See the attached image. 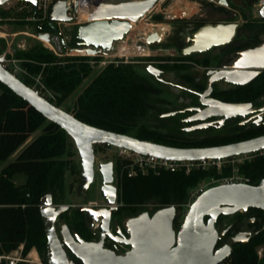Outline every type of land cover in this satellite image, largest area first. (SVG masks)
<instances>
[{"label":"water","instance_id":"obj_1","mask_svg":"<svg viewBox=\"0 0 264 264\" xmlns=\"http://www.w3.org/2000/svg\"><path fill=\"white\" fill-rule=\"evenodd\" d=\"M10 0H0V6ZM37 11V0H23ZM53 0L45 13L47 28L40 27L35 37L43 42L51 43L58 51H65V44L59 24L69 23L76 18L79 5L85 4L88 11V22L77 26L73 39L83 47L81 53L87 56L101 51L112 50V41L121 40L129 33L132 23L138 22L161 0ZM222 7H228L227 0H209ZM73 10L74 16L69 12ZM264 19V6L258 11ZM240 26L235 23H205L190 36L184 39L187 45L180 50L181 55L202 53L211 47L228 44ZM55 35V36H52ZM61 41L59 43V40ZM150 45L163 40L162 34L154 28L146 38ZM261 43L255 48L241 51L229 64V70L218 71L213 78H224L226 81L244 85L264 71V35ZM61 44V45H60ZM62 46V49H61ZM72 51V50H69ZM0 58V84L4 85L16 96L27 102L48 122L57 125L72 139L80 160L78 183L75 188L77 197H82L94 182L95 170L100 175L99 195L109 207L104 211L94 210L90 206H81L77 210L86 213V221L100 219V229L109 233L108 216L118 209L117 192L114 185V165L112 162L95 164L94 147L123 148L141 155L155 156L170 161H198L203 159H225L255 153L264 149V135L248 141L202 148H177L144 141L132 136L122 135L87 125L62 108L56 107L20 79L13 76L2 65ZM209 86V83H208ZM220 115H242L249 107L243 104H225L213 102L209 104ZM70 209L68 205L55 206L50 194L44 195L39 202V213L46 237V264H73L67 259L62 248L64 244L81 264H220L230 258L232 248L247 243L250 221H244L242 232L226 239L224 245L217 249V243L223 238L227 229L216 228L219 216H232L257 209L264 212V179L258 185L235 184L218 185L204 190L191 204L182 223L177 226L181 215H177L176 206L159 208L150 217L147 212L135 218L125 220L123 230L126 239L122 243L129 247L124 254L116 255L104 250L100 244L76 243L64 223L58 226L59 216ZM177 226V228H175ZM117 230L119 231L118 226ZM104 235L102 234L101 237ZM62 243V244H61Z\"/></svg>","mask_w":264,"mask_h":264},{"label":"trees","instance_id":"obj_2","mask_svg":"<svg viewBox=\"0 0 264 264\" xmlns=\"http://www.w3.org/2000/svg\"><path fill=\"white\" fill-rule=\"evenodd\" d=\"M6 15L5 11H0V23ZM31 15L34 16V11ZM36 16L42 17L39 12ZM161 19L159 15L154 17L155 21ZM32 25L35 34H39L41 31L37 24L32 22ZM5 49L6 42L0 38V54ZM13 56L21 61V67L30 75H40L42 84L51 94V97L45 96L46 100L59 108L92 74L88 64L90 57H58L42 45L31 46L26 51L13 50ZM20 80L29 87L33 86L29 78ZM249 89L255 96L261 94L264 91V75L255 79ZM155 93L154 85L139 76L131 65L111 64L90 81L65 111L99 129L164 146L182 147L142 124L151 108L150 98ZM38 131L40 135L18 152ZM68 138L57 125L48 122L27 102L0 84V164L8 162L18 152L16 158L0 172V255H11L23 244V257L37 252L46 264V237L39 202L45 194H51L53 204L62 205L65 174L69 171L78 176L76 166L65 158L66 155L71 156ZM222 144L225 143L185 142V148ZM117 172V201L129 214L137 213L149 203L158 208L176 206L181 209L192 189L210 178L230 174V170L224 168L221 174L214 169L189 174L161 171L128 178L119 174V166ZM240 172L250 178L251 183L257 184L264 179V157L245 163ZM19 175L25 177L22 185L13 182ZM252 210L260 212L264 218L263 211ZM260 248H264V230L248 243L234 246L229 264H257V250Z\"/></svg>","mask_w":264,"mask_h":264},{"label":"flooded vegetation","instance_id":"obj_3","mask_svg":"<svg viewBox=\"0 0 264 264\" xmlns=\"http://www.w3.org/2000/svg\"><path fill=\"white\" fill-rule=\"evenodd\" d=\"M228 10L230 9L228 8ZM213 12L215 13V11H211L210 13ZM37 14L38 12L36 11L33 16L35 19H38L34 21V23L37 24L36 26L38 28H45L44 26H46L47 28L48 23L45 22L44 19L36 16ZM226 18L229 17L226 16ZM202 19H206V17ZM207 22L218 23L208 20L204 21L203 24ZM203 24L199 25L197 28ZM59 25L58 29L60 30ZM257 25H259L258 22L246 20L236 29L234 37L228 44L211 47L202 53H193L184 56L180 54L181 48L178 54H153V56H149L146 62L141 63L145 65L143 67L146 68V70L149 68L151 69L155 82L164 87L159 89L155 87L156 93L153 95L154 102H151V108L146 114L150 115L152 131L156 134L165 136L167 141L177 142L182 146L178 148H185V142L209 141L225 143L222 145H227L248 141L264 135V91L255 96L251 89H249L250 84L255 79L264 75V71L244 85L230 83L224 78L211 79L215 76L216 72L229 70L230 62L239 52L255 48L261 43L260 38L264 35V30H260ZM158 26H161V24ZM75 32L70 38L61 32L65 44V51L68 50V46H71L73 41L75 42L73 39ZM124 37L121 40H123ZM184 39L185 38H182L183 43ZM119 41L120 40L112 41V46ZM60 42L59 40V43ZM139 42L147 46L142 40ZM79 43L80 42L76 40L75 44L78 45ZM186 45L185 43V46ZM82 48L83 47L79 49L72 47L69 50L77 51ZM168 71H172L175 74L176 82H170L164 78V75L168 73ZM169 96L173 97V99L167 98ZM213 102L243 104L249 105V107L241 113L242 115H230L225 117L224 115L216 113V109L210 107L209 104ZM258 184L259 182L257 184L251 183L250 185ZM100 185L98 186V192ZM117 204L119 206L117 211L108 216L109 233L101 231L100 219L92 220V224H90L86 221V213L78 211V207L75 208L74 227H70L67 223H64L67 225L73 240L76 243L85 242L100 244L104 250L111 251L116 255H121L128 251L129 247L122 243V240L127 237L122 227L125 220L135 218L139 214L145 212L151 217L159 208L155 204L149 203L144 205L142 207L143 209H140L141 211L143 210L142 212L139 210L135 214H129L122 210L118 201ZM83 206H90L94 208V210L102 209L105 215V211L109 207L102 198L99 204L86 203ZM62 216L63 214L59 216L58 220H60ZM226 218L229 219L225 221ZM263 220L264 218L261 217V213L253 211L252 209L229 217L219 216L215 223L216 228L219 230L223 227L227 229V232L223 238L218 241L217 249L224 245L226 239L242 232L244 221L251 222L244 231L248 234L246 237L248 240L247 243L256 238L261 231L264 230ZM96 224L97 226H95ZM116 226H118L119 231ZM175 228H177V226H175ZM102 234L104 235L103 237H101ZM62 248L70 262L73 264H81L64 244H62Z\"/></svg>","mask_w":264,"mask_h":264},{"label":"rangeland","instance_id":"obj_4","mask_svg":"<svg viewBox=\"0 0 264 264\" xmlns=\"http://www.w3.org/2000/svg\"><path fill=\"white\" fill-rule=\"evenodd\" d=\"M229 3V9L218 7L214 4L204 3L203 0H162L156 4L153 10L147 12L138 22L132 23L131 30L124 37V43H116L114 55H123L122 59H110L113 63L117 62L115 66H120L123 64L131 65L135 72L147 79L150 83L156 88H164L160 84L156 83L154 77L152 76L151 69L146 70L141 63L146 62L149 56L153 54L160 55H175L178 54V51L181 48L185 47L182 38L190 36V34L196 30V28L204 21H216L222 23H235L239 22L243 24L247 21L258 22L259 29L264 30V19L258 17L254 9L247 7L245 5V0H227ZM203 2V3H202ZM201 5L198 7V5ZM165 9V11H164ZM0 11H5L7 15L3 18L0 23V32L4 34V37H0L5 40L6 44L10 46L12 50L26 51L29 47L34 45H42L44 48L50 50L53 54L59 56H74L80 57L83 53L80 51H69L70 48H80L73 41L71 46H68L67 51H58L55 49L53 44L43 42L35 37V29L32 25V15L31 7L28 3L17 2V0H10L9 2L0 6ZM80 11L87 14V18H83V14ZM163 11L164 15H160L162 19L160 21H155L153 14L155 12ZM215 11V13H210ZM210 13V14H209ZM70 16H74L73 10L69 12ZM76 18L69 23L60 24V30L69 38L76 31L77 27L84 25L88 22V11L85 4L79 5L78 14L75 15ZM228 16L229 18H226ZM206 19H202L205 18ZM1 21V19H0ZM159 26V32L163 36V40L156 42L147 46L140 44V40L144 41L146 35L149 34V28L153 29ZM156 25V26H155ZM146 29V30H145ZM148 32V33H147ZM138 35V36H137ZM126 47H129L130 54L123 53L122 50ZM142 48V49H140ZM133 50V51H132ZM140 50V51H139ZM132 51V52H131ZM147 52L143 55H137V52ZM163 52V53H162ZM175 53V54H174ZM91 58V57H90ZM101 60L102 58H91L90 60ZM108 66V65H107ZM106 66V67H107ZM151 66V65H149ZM105 67L96 66L92 69L91 76L76 90L71 98H69L66 104L62 107L63 110H66L70 107L74 100L78 97L80 93L88 86L90 81L98 75ZM164 78L170 82H176L175 74L172 71H168L164 75ZM165 95V94H164ZM173 96V95H172ZM173 99V97H167ZM151 102H154V96L150 98ZM150 115H146L142 120V124L148 128H151V119ZM40 131L32 135L24 146L18 151L20 152L25 146L32 142L36 137L40 135ZM68 144L70 147L71 156L66 155V159L71 161L76 169L80 170V160L78 152L74 145V142L71 138H68ZM95 150V164L112 162L114 165V185L117 186V159L115 156V149L107 148L104 145H98L94 147ZM18 152L13 155L8 162L13 161ZM0 164V172L2 168L8 163ZM78 176L72 175L69 171L65 174V195L64 202L62 205L70 206L68 212L63 214L60 220H57V224L67 223L68 226L74 227L75 224V208L83 206L86 203H101V198L98 192V186L101 184V178L95 170V178L93 184L90 186L88 191L82 197H77L75 194V188L78 183ZM14 184L22 185L25 182V177L22 175L16 176L13 179ZM203 188L206 190L210 187L206 186L205 183H201L197 188ZM46 195V194H45ZM59 206V205H55ZM143 209V208H142ZM177 215L181 214V209L177 208ZM141 211V210H140ZM143 211V210H142ZM141 211V212H142ZM229 217V216H226ZM224 219V218H223ZM229 219L226 218L225 221ZM183 218L180 216L178 221L175 220L177 226L182 223ZM67 226V225H66ZM264 249V248H263ZM29 258L37 263H43V258L37 252H31Z\"/></svg>","mask_w":264,"mask_h":264},{"label":"built area","instance_id":"obj_5","mask_svg":"<svg viewBox=\"0 0 264 264\" xmlns=\"http://www.w3.org/2000/svg\"><path fill=\"white\" fill-rule=\"evenodd\" d=\"M21 1L23 0H17V2H21ZM52 1L53 0H37V12H39V14L42 15L41 17L42 19H45L46 10ZM203 2L214 4L218 7H222L218 5L216 2H211L209 0H203ZM73 4H74V0H69L67 3V5H73ZM245 5H247V7L254 9L258 15L259 9L264 6V0H245ZM199 6L201 5L199 4L198 7ZM30 7L31 10H33L31 5ZM154 7L151 10H153ZM223 8L228 9L229 6ZM159 14L164 15L163 11L160 12L157 11L153 14V17ZM37 20L38 19H35L32 16L33 22ZM148 35H146L145 38ZM117 43H124V40H120ZM115 46L116 44L113 45L112 50L110 51L101 52L99 54L92 56H87L85 53H83L81 56L91 57V58H102L101 60L92 59L88 62V64L92 69L96 66L106 67L107 65H111V64L117 65L115 64L117 62L113 63L110 59H122L124 56L113 54L115 51ZM57 56L63 57L64 55L62 56L57 55ZM0 58L3 59V63H2L3 67L7 69L13 76L17 77L18 79L29 78L30 80L33 81V86L31 88L36 90L40 94V96H42L43 98H45V96L51 97V94L45 89L44 85L42 84L40 75L32 76L24 68H22L20 65L21 61L14 58L13 50L10 49L9 45L6 44V49L2 54H0ZM109 148L115 149L117 166H119V174L121 176L126 175L128 178H132L138 175L145 176L151 172L154 174H158L161 171H169V172L182 171L185 174H189L192 171H209L211 169H214L217 171L218 174H221L224 168L230 170V174L228 176H224L221 178H210L202 182L205 183V185L208 187H213L218 185L230 186L235 184L250 185L251 184L250 178L242 175L240 172V168L245 163L251 162L253 159L257 157H264V149H261L255 153L245 154V155H240V156H235L220 160L203 159L198 161H170L166 159H160L155 156L141 155L123 148H114V147H109ZM203 191H204L203 188L196 187L189 192L187 202L181 207V214H180L181 217L187 213L191 204ZM95 226H97V224ZM3 262L5 264H41L32 261L29 258V256L23 257V244H21L18 247L17 251L11 255H0V264H2ZM220 264H229V261L227 259L226 261H223ZM257 264H264V250L262 248L257 250Z\"/></svg>","mask_w":264,"mask_h":264},{"label":"bare ground","instance_id":"obj_6","mask_svg":"<svg viewBox=\"0 0 264 264\" xmlns=\"http://www.w3.org/2000/svg\"><path fill=\"white\" fill-rule=\"evenodd\" d=\"M80 5H83V4H80ZM80 13H82V12L80 11ZM82 14H83V18L86 19V18H87V14L84 13V12H83ZM155 26H156V25H155ZM156 29L159 30V26H156ZM145 30H146V29H145ZM148 30H149V33L152 32V28H149V27H148ZM147 33H148V32H147ZM137 36H138V35H137ZM0 37H4V34L1 33V32H0ZM46 43H47V42H46ZM132 51H133V50H132ZM132 51H131V52H132ZM139 51H140V50H139ZM122 52H123V53H126V55H127V54H130V49H129V47L124 48V49L122 50ZM136 52H137V51H136ZM146 53H147V52L141 51V52H137L136 54L141 56V55L146 54ZM162 53H163V52H162ZM174 54H175V53H174Z\"/></svg>","mask_w":264,"mask_h":264}]
</instances>
